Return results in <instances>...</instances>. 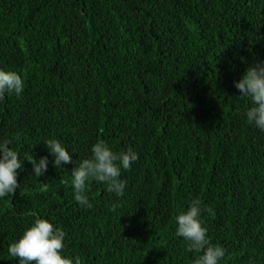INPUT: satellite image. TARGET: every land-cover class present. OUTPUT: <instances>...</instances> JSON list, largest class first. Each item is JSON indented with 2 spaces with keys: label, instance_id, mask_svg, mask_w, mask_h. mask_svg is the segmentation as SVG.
I'll use <instances>...</instances> for the list:
<instances>
[{
  "label": "trees",
  "instance_id": "obj_1",
  "mask_svg": "<svg viewBox=\"0 0 264 264\" xmlns=\"http://www.w3.org/2000/svg\"><path fill=\"white\" fill-rule=\"evenodd\" d=\"M257 60L264 0H0V69L25 81L0 103V139L25 160L0 200V264H19L9 246L37 218L82 264H194L175 217L195 198L221 264H264V132L235 87ZM49 138L77 166L101 140L138 152L124 197L93 180L81 206ZM32 156L49 157L43 177Z\"/></svg>",
  "mask_w": 264,
  "mask_h": 264
},
{
  "label": "clouds",
  "instance_id": "obj_2",
  "mask_svg": "<svg viewBox=\"0 0 264 264\" xmlns=\"http://www.w3.org/2000/svg\"><path fill=\"white\" fill-rule=\"evenodd\" d=\"M240 97L250 101L244 116L249 125L264 132V61L249 67L242 78L235 82ZM25 91V81L15 71L0 69V103L8 96L21 97ZM15 136L19 141L20 136ZM12 139H0V200L15 195L20 188L18 176L24 170L20 153L11 147ZM51 156L52 164L57 169L66 164H74L71 169L75 200L84 208L93 207L89 194V184L95 180L106 185L109 193L124 197L127 181L122 179L124 170H131L133 163L139 160V153L132 148L115 151L106 141H97L92 145L89 158L76 164L73 154L58 139L49 138L44 142ZM33 165L34 176L43 177L49 168V157L37 160L34 156L27 159ZM214 215L211 206H205L200 198L190 201L186 211L176 217V236L187 242V250L196 253L194 264H221L227 256V250L219 243H213L209 229L205 226L203 215ZM67 233L48 219L37 218L28 227L21 238L9 246V254L19 264H82L79 257L65 255Z\"/></svg>",
  "mask_w": 264,
  "mask_h": 264
}]
</instances>
